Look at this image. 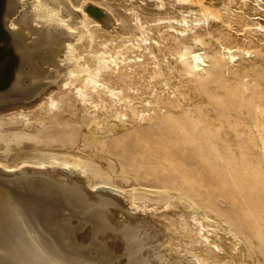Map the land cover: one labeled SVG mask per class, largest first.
<instances>
[{"label": "bare ground", "instance_id": "6f19581e", "mask_svg": "<svg viewBox=\"0 0 264 264\" xmlns=\"http://www.w3.org/2000/svg\"><path fill=\"white\" fill-rule=\"evenodd\" d=\"M148 4L0 0V122L30 123L35 110L45 115L70 99L87 107L102 133L111 132L98 126L106 113L115 115V128L147 119L151 127L126 145L146 148L163 166L155 170L165 171L144 182L162 190L138 195L71 152L0 150V237L9 217L34 207L33 193L20 195L12 184L30 179L25 185L34 187L32 178L44 175L74 184L97 204L111 233L83 236L113 243L115 264H264V67L251 61L250 49L258 45L264 55V43L249 35L251 26L264 36V0ZM110 13L117 25L106 22V29ZM3 131L0 125V137ZM9 140L23 138L16 132ZM27 162L38 167H23ZM22 224L15 264H77Z\"/></svg>", "mask_w": 264, "mask_h": 264}, {"label": "rangeland", "instance_id": "374dc122", "mask_svg": "<svg viewBox=\"0 0 264 264\" xmlns=\"http://www.w3.org/2000/svg\"><path fill=\"white\" fill-rule=\"evenodd\" d=\"M136 1L140 2L146 9H149L152 7L148 3L154 0ZM247 1L249 0H244V2ZM143 3L146 5H143ZM239 5L240 4L234 5V13L241 11ZM22 8L20 7L18 10ZM104 16L103 14L102 17ZM236 16L239 18V15L235 14L232 16V19H238ZM111 17H113V21L110 20V23L105 21L109 20L108 16L103 21L104 28L110 26L109 29H112L117 25V22H114V15L111 14ZM226 18H228V16H226ZM106 22L109 26L104 24ZM35 23L39 25L37 22L33 24L35 25ZM114 23L116 25H114ZM16 29H18V26H15V30ZM241 35L242 34H239L237 36L238 40L242 38ZM249 35L251 37L250 39L258 40L260 45L264 43V36L259 37L251 26H249ZM250 49L253 51L251 61H257L256 64H259L260 67L263 68L264 63L262 62H264V55L261 54L259 46L250 45ZM243 80L248 83L250 82L249 76H246V78L244 77ZM33 114L34 116H32V122L30 123H24L19 120H3L0 122V125L4 127V131L1 133L0 137L2 142L0 150L5 149L7 151L19 152V156H21V154L31 155V153L35 152L38 156L43 157L45 154L41 152L40 147L49 146L50 149L48 152L54 155L68 157L73 153L71 155L83 157L87 161L88 167L94 172L110 177L116 175V181L119 185L128 190H135L138 195H145L142 194V192L148 191V196H155L158 190H162L144 185L146 178L165 174V171L155 170L156 168L162 170L163 166L161 163L159 164L160 161L156 158L150 159L147 155L146 148L136 146L131 151L129 146L127 147L126 145L130 140L137 139V137L133 138V136L141 131H145L147 127H151V121L147 119L132 121L123 128H115L117 126L115 115L113 113H106L104 121L98 126L105 130H111V132L102 133L96 128L95 124H97V122L94 123L92 117L87 112V107L78 103L75 99L64 101L62 106L54 112L41 115L39 109H37ZM16 132L21 133L23 138L21 142L9 140L13 136V133ZM64 136L67 137L64 138ZM49 164L50 163L46 164L47 167L52 166V164ZM24 165L26 167L28 166V168H33V165L38 167V165L32 162L24 163L22 166L25 167ZM14 170L9 172H14ZM39 176L41 178H32L34 179V183H32L35 184L34 187L25 185L30 183V179L12 184L13 190L20 195L33 193L34 197L32 198L34 202L30 204H34V207H32V210L24 206L21 209L19 208L20 213H22V215L20 214L22 218L19 216L18 219H16L17 213L9 217L10 220L8 219L7 224L9 228L6 226L7 228L4 227L1 231L0 264H15V262L12 261L15 255L13 249L15 250L17 248L16 250L20 251L16 241L21 239V233L19 232L24 231L23 227H21L23 222H27L31 227H35L41 234V237L44 238V243L56 252L57 255H62L67 260H70V262L72 261L77 264H115L119 261L120 255L115 252V246L112 245V242L115 241L114 238L111 239V237H108L107 240L109 243H112L108 244L105 242L106 240L104 241L101 239L102 237L94 240L93 238L88 239L83 236L85 231L89 229L99 231L101 234L111 233L108 227L103 228L105 223L102 220L101 213H99L97 209V204L88 200V197L80 192L74 184H57L51 178H48V176ZM103 191L105 192L107 190L103 189ZM121 199L123 200L124 198L121 197ZM26 200L30 202L28 198ZM123 201L125 202L126 200L124 199ZM132 212L135 213V210ZM135 214L138 215V212ZM143 215L148 219L152 217L158 218L157 216H152V214H149V217L147 214ZM117 216L120 220L125 217V215L120 212ZM23 219L25 220L23 221ZM5 228L7 230H5ZM13 231H17V233ZM12 236V240L9 239ZM5 242L8 244L6 245ZM134 257L137 259V255ZM186 262L188 264H193L190 259H186Z\"/></svg>", "mask_w": 264, "mask_h": 264}]
</instances>
